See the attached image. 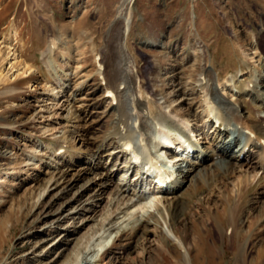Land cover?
Segmentation results:
<instances>
[{
    "label": "rangeland",
    "instance_id": "374dc122",
    "mask_svg": "<svg viewBox=\"0 0 264 264\" xmlns=\"http://www.w3.org/2000/svg\"><path fill=\"white\" fill-rule=\"evenodd\" d=\"M257 83L264 0H0V264H233L240 249L264 264L257 187L237 207L227 178L187 181L172 219V187L146 199L156 187L117 152L132 134L175 154L150 144L165 116L190 136L174 167L191 180Z\"/></svg>",
    "mask_w": 264,
    "mask_h": 264
},
{
    "label": "bare ground",
    "instance_id": "6f19581e",
    "mask_svg": "<svg viewBox=\"0 0 264 264\" xmlns=\"http://www.w3.org/2000/svg\"><path fill=\"white\" fill-rule=\"evenodd\" d=\"M131 2H133V0H131ZM127 34L128 32L126 35ZM52 53L53 51H50V54ZM249 92L252 94V100H250L251 103L247 102L249 105H251V107L248 106L247 111L245 110V112H243L242 108L240 109V107H235V105H233L230 101L229 104H227L229 109H227V112L223 118L224 122L222 123V121L219 119L221 124H218L215 130L218 132L217 143H215L210 150L202 153L203 155L201 156L200 163L195 167V169L198 168L197 174H195L191 180H189V178L187 179V176H184L181 180L178 173L175 175L176 173L174 167V162H177L179 156H182L184 153H189L190 149L194 148L192 147L190 136L185 135L181 137V139L174 140L172 134L166 129L168 119L165 116L159 117L161 127L160 130L158 129L155 131V133L153 132L155 142L150 143L151 145L153 144V147L151 145L150 146L156 149L159 147H164L169 151H171L173 148L175 154L172 156L169 154L168 158L166 157V159H163L164 157H160V155H155L152 153L150 154L145 147H139L137 138L132 136V132H128L131 135H127V137L126 135L124 136L125 138L121 140L122 144L117 147V149L120 148L117 152L124 155L126 152H128L125 144L130 143L133 148L132 150L129 149V155L131 154L132 156V159H130L133 161L134 151L139 155V162H131L129 169H127L126 172L130 171V168H132L133 165L134 167L141 166L143 169L147 167L144 173L149 174H147V176L150 179L151 184L156 187V190L153 191V194L151 196H147L146 199L151 201L157 197L158 193L163 192L164 190L166 191L172 187L171 193L173 194V198L169 203V206L172 207V209L169 208V211L171 213L172 219H174L176 217V210L179 207L180 200L182 199L179 194V190L183 187V185L187 181L189 183L190 181L195 183L202 180L209 182L211 178H213L211 175H215V177H222V179L227 178V181L230 180L229 185L232 187L233 194H236L238 197H240L238 200L232 199L229 204L231 206H244L246 202L245 195L254 186L258 188L257 192L260 196L264 195V118H259L255 115V112L258 110L256 104L261 103L260 109L264 110V83H257V85H253ZM212 94L215 96L213 90ZM112 101L114 102V99H112ZM210 106H207V108H211V110L209 109L207 113H210L211 116L217 114L216 117H220V115H218L220 114V109H217L216 106L212 104ZM124 113L125 112H122L121 120H124L126 117ZM125 120L129 121L130 119L126 118ZM120 122L121 121H119L117 124L119 125ZM216 123H219V121ZM232 125H235V127H233L234 129L232 128ZM172 128L174 132L182 133L178 127ZM191 130L192 129L190 128L188 129L190 134L194 132V129L192 131ZM242 130L246 131L247 136L246 140L243 143H240L239 140H241L240 137H242ZM239 143L240 145L242 144V147L238 152L234 153V148L236 147V144ZM98 155L99 153L97 152L95 155H93V157ZM112 171L114 172V170ZM165 171L172 172L174 178L172 180L168 179V181H166L163 176V172ZM139 172L140 170H137L136 176H138ZM154 175H158L159 182L154 181ZM141 176L142 174L140 173L139 177ZM164 182H166V186H163L165 184ZM144 194L146 195V193L143 192L141 197H145ZM141 200L142 199L139 198L136 202V205L138 203L140 204ZM255 200L259 201L257 198ZM248 204H250V201ZM151 219L157 221L155 216H152ZM149 223L150 221H146L145 225L134 229L133 232L138 233ZM245 256V251L240 249V251L236 253V258H234L235 261L233 264H246ZM196 257L198 258V254H196Z\"/></svg>",
    "mask_w": 264,
    "mask_h": 264
}]
</instances>
